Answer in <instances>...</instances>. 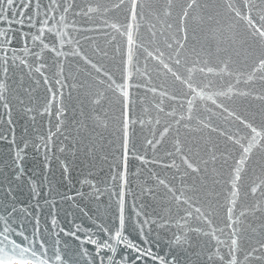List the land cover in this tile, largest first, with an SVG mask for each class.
Returning a JSON list of instances; mask_svg holds the SVG:
<instances>
[{
	"label": "water",
	"instance_id": "water-1",
	"mask_svg": "<svg viewBox=\"0 0 264 264\" xmlns=\"http://www.w3.org/2000/svg\"><path fill=\"white\" fill-rule=\"evenodd\" d=\"M0 264H264V0H0Z\"/></svg>",
	"mask_w": 264,
	"mask_h": 264
}]
</instances>
